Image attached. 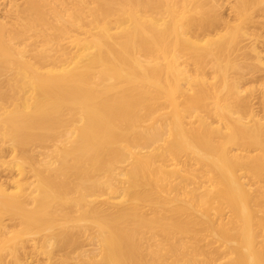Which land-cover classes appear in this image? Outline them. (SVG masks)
<instances>
[{
  "label": "bare ground",
  "instance_id": "1",
  "mask_svg": "<svg viewBox=\"0 0 264 264\" xmlns=\"http://www.w3.org/2000/svg\"><path fill=\"white\" fill-rule=\"evenodd\" d=\"M187 1L0 0V119L27 117L40 121L36 128L56 122L59 128L47 138L51 143L1 133L0 153L6 143L13 152L36 139L44 151L26 157L33 180L23 177V168L0 180V264H264V210L256 221L243 202L264 198V97L242 117L234 94L240 81L228 79L221 65L227 39L219 32L227 31L228 20L216 37L205 34L195 43L152 17L162 5L168 16L184 18L187 29L208 31L207 12L199 8L189 18ZM179 44L196 47L189 56L220 74L227 91L221 102L215 87L193 78L203 85L193 91L213 99L210 106L202 102L208 116L177 101L189 87L153 75L164 68L186 78L176 62ZM161 88L169 101L153 95ZM251 147L258 153L248 154ZM237 170L255 180H239ZM159 198L165 206L142 202ZM175 199L198 213L219 200L239 205H229L225 220L205 217L206 228L160 226L161 210L169 212ZM144 207L153 225L145 222Z\"/></svg>",
  "mask_w": 264,
  "mask_h": 264
},
{
  "label": "rangeland",
  "instance_id": "2",
  "mask_svg": "<svg viewBox=\"0 0 264 264\" xmlns=\"http://www.w3.org/2000/svg\"><path fill=\"white\" fill-rule=\"evenodd\" d=\"M228 7L231 9H229ZM184 8V14L189 18L196 17L199 8L200 11L203 12V16L204 12H207L205 19H207V21L211 23L209 30L202 33L201 29L197 27L187 29L186 20L184 18H172L168 16L165 11V7H163L162 5L157 8V11L155 12V14L152 15V17L157 20V23L161 24L160 26H164V29H170V27H175V29L179 33H184L183 35L185 37H188L190 41L195 43H201L198 41V39H202L205 34H208V36L211 38L216 37V33L219 32V28L223 27L224 25L222 21H229L227 31L219 32V34L223 35L224 40L227 39L226 45H224L226 48V52L222 56L223 61L221 65L226 68L225 74L228 79L233 80L236 78L237 81H240L238 84H236L237 87L234 90V94L236 95V98H238L241 109L240 113L242 117H248L245 115V112H249L250 107H252L251 109H253L261 105L260 99L262 100V98L264 97V67H261V65L259 64V60L263 62L264 59L258 58L255 53V51L259 52L260 54L264 53V41H260L264 37V0H188L185 3ZM196 10L198 11L196 12ZM233 10H236L237 12L234 13ZM1 13L2 12H0V14ZM0 17L2 18V15ZM199 17L201 18V16ZM160 22L165 23L162 24ZM248 37H252L257 41H248ZM175 47V51L179 53V55L176 57V62H178L179 66L183 68V70L185 71L186 78L188 79L180 78L176 75L171 74L170 72L168 74L164 68L161 69V71L159 72H153V75L155 78H158L161 81H164L165 78L168 77L171 78L173 82H179L181 86H184V88L189 87L190 91H188V94L185 97L178 96L177 101H179L180 103L182 101L188 102L190 105V109L191 111H193L194 115L208 116L209 114L205 111V108L202 107V102H206L207 106H210L213 99H201L202 92H200L199 94L193 91V89L195 90L200 87H203L200 81L194 80L193 78H204V83L207 87H215V92L222 102V99L227 95V91L220 85V74L212 72V67L210 65L204 66L203 68L197 67L194 60L189 56L192 53L191 50L196 48L193 45L188 44V47H184L179 44ZM170 59V55H167L166 58L163 57L161 60H159L162 65L165 66L167 62L171 61ZM227 60H229L230 63L234 62L239 65L243 63L246 65L248 64V67H243L238 71V68H234L228 65L226 63ZM237 72H242L244 74H241L240 77L239 73ZM0 80H3V78L0 77ZM2 88H4L5 93L9 91V88L4 83L2 85ZM29 94L32 95V90L30 88H26L25 95ZM155 94L158 95V97L160 98L162 97L163 100L169 101L167 95H164L162 88L158 92L154 91L153 95ZM262 102L264 103V99L262 100ZM0 104L3 103H1L0 101ZM235 115L237 114H234V116ZM26 118L27 117L10 120V123L6 120L0 119V137L1 133H4V131H16L23 135L35 134L40 136V139H49L51 136H53L55 131L59 129L56 127L58 126L57 122L52 124L53 128H49V126L36 128L34 124H37L40 121L33 118ZM207 121L210 122L212 126L219 125L218 122H214L209 118L207 119ZM243 122L247 123L248 121L244 118ZM197 123L198 121L195 118V120H192L191 126H196ZM259 133L264 134V127H260ZM211 136L214 146L219 145L220 138L214 136L213 134ZM48 139L46 141L51 143V141ZM1 140L2 139H0V141ZM39 141V139L25 141L24 144L18 145V150H14V153L11 152L10 149H8L10 148L8 143L4 144L6 146V149L4 148V150H2L3 152L1 151V153L3 154L0 153V180H10L11 177H17V171L22 168L25 171L23 177L26 180H33V171L31 170V164L29 161H27L26 157L31 154L32 156H30L32 158H36V152L38 151L39 153L40 150H43L40 149L38 146H35L40 143ZM230 145L232 144H228L227 146ZM232 148L234 147H230V149ZM251 148L253 150H251V152H249L248 154L255 155V153H258V151H256L257 149L254 150V147ZM23 151H25L26 153ZM32 153H34V156ZM46 158L48 157H45L44 159ZM235 173L236 178H238L239 180H244L247 182L248 180H255L247 177L246 174L241 170H237ZM199 180H207V178L201 177ZM161 201L162 198L154 200L151 199L142 202L145 205L148 202H158L160 205L165 206L164 204L166 203ZM184 201L186 200H172L168 204V206H170L169 212L161 210L160 214L163 219H157V221L162 224L160 226H164L165 223L168 224V226L170 227H177L178 224H182V222H187L189 226H192V224L195 223V226L197 227L206 228V226L209 224L204 223L205 217L214 218L215 220L222 218L223 220H225L226 217H228L230 215V212L232 211L229 205H239L237 204L239 202V200L237 199H230L229 201L219 200L212 204L206 205L205 207H203V209H200L203 211V213H198L195 211V209H198V207L194 206V208H191L189 202ZM196 201L197 200H194L193 202L196 203ZM243 202L248 206L250 214L254 216V219L257 221L258 217L262 216V211L264 210V198H258L254 196L249 197L247 199H243ZM142 212V215H144L146 219L145 222L152 223L151 225H153V222L151 220V217L153 215L151 213V209L149 207H144ZM182 226L185 225L182 224ZM258 231L259 230L257 229L255 231L257 234V236H255V241L257 244H259V242L261 241V237L258 235ZM27 264L32 263L27 262ZM141 264L155 263L143 262Z\"/></svg>",
  "mask_w": 264,
  "mask_h": 264
}]
</instances>
